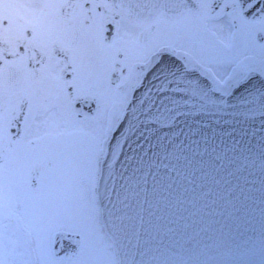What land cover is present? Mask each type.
Returning <instances> with one entry per match:
<instances>
[{
  "label": "snow or ice",
  "instance_id": "obj_1",
  "mask_svg": "<svg viewBox=\"0 0 264 264\" xmlns=\"http://www.w3.org/2000/svg\"><path fill=\"white\" fill-rule=\"evenodd\" d=\"M0 264H264V0H0Z\"/></svg>",
  "mask_w": 264,
  "mask_h": 264
}]
</instances>
